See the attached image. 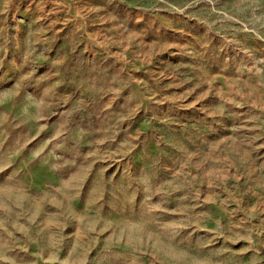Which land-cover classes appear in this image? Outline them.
Listing matches in <instances>:
<instances>
[{
	"label": "rangeland",
	"instance_id": "rangeland-1",
	"mask_svg": "<svg viewBox=\"0 0 264 264\" xmlns=\"http://www.w3.org/2000/svg\"><path fill=\"white\" fill-rule=\"evenodd\" d=\"M0 264H264V0H0Z\"/></svg>",
	"mask_w": 264,
	"mask_h": 264
}]
</instances>
